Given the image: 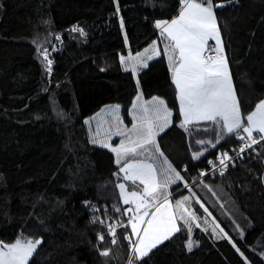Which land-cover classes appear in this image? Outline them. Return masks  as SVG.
Here are the masks:
<instances>
[{
    "label": "trees",
    "instance_id": "obj_1",
    "mask_svg": "<svg viewBox=\"0 0 264 264\" xmlns=\"http://www.w3.org/2000/svg\"><path fill=\"white\" fill-rule=\"evenodd\" d=\"M213 4H223L214 11L247 116L264 99V0ZM179 7L178 0H0V241L41 240L29 264H128L129 205L117 187L123 177L113 152L90 141L85 120L119 104L129 121L136 79L145 99L161 97L172 111L171 125L156 140L183 177L171 187L173 196H189L200 217L207 208L228 238L199 228L189 237L178 221L181 231L141 260L132 257L133 264H264V145L223 176L201 178L209 160L235 146L233 134L217 143L220 129L212 122L180 127L163 56L136 76L119 60L149 45L156 21L171 20ZM74 26L85 35L71 31ZM38 46L48 50L50 73ZM196 152L203 155L193 159ZM103 250L109 256H101Z\"/></svg>",
    "mask_w": 264,
    "mask_h": 264
},
{
    "label": "snow or ice",
    "instance_id": "obj_2",
    "mask_svg": "<svg viewBox=\"0 0 264 264\" xmlns=\"http://www.w3.org/2000/svg\"><path fill=\"white\" fill-rule=\"evenodd\" d=\"M178 2L180 7L176 17L170 21H157L155 27L160 29L161 36L166 37L170 42L165 47V55L168 58L171 79L179 100V112L182 117L180 127L187 129L194 122H212L220 129L217 134V143L226 134H235L238 139L245 142L237 152L239 155L247 148L264 141V99L255 105L254 111L246 117L242 116L214 11V7L222 5L214 6L213 0H178ZM117 12H119L118 5ZM121 27H123V20H121ZM71 31L85 35L83 29L77 26H74ZM56 38L60 39L59 36ZM210 41H214V44H210ZM37 52L43 57L46 70L50 73L52 60L48 58V50L38 46ZM154 55H160L155 42L144 52H137L134 56L129 53L127 57L121 55L119 60L125 71L131 70L135 74L138 67L146 68L147 61L153 59ZM139 100L138 96L137 101ZM132 107L134 122L130 129L124 127L118 115L119 106H113L111 115L114 123L106 137L92 139V143L109 148L115 154V163L120 166L119 173H123V179L137 186L135 190L128 191L124 183L117 185L123 204L135 206L134 209L126 210L132 213L128 224L132 234L137 237L136 241H132L129 236L124 237L129 240L131 248L128 264H133L132 257L141 260L148 256L158 244L181 231L177 224V212H179V219L187 228L189 237L192 233L191 224L198 219L195 212L188 211L186 207L189 196L176 200L175 210H173L168 187L183 180V177L166 158L162 160L159 172L155 163L157 155L164 157L156 137L171 123L172 111L168 109L164 100L157 97H153L147 104L134 103ZM113 135L124 137V139H121L117 146H112L108 141ZM96 137H99V131ZM197 143L205 142L197 141ZM215 146V144L212 145V147ZM145 153L147 159H134ZM201 155H203L202 152L193 153V159H199ZM148 159L153 162H148ZM218 159L219 163L226 168V161H230L232 157L225 152ZM208 163L212 165L213 161L209 160ZM185 187L189 186L185 184ZM189 191L191 192L190 188ZM192 195L195 194L192 193ZM201 207L204 205L201 204ZM150 209L154 210L150 212ZM116 211L119 212L120 209L117 208ZM204 211L207 212L208 209L204 208ZM146 217L148 219H145ZM196 226L199 227V224ZM108 228L113 237L112 243L115 244L117 242L116 225H109ZM213 231L215 232V228ZM223 238H228L227 233ZM104 239V234H98L100 242ZM41 242L39 239L25 238H17L13 243L0 242V264H29L30 258ZM193 243L189 239L187 245L189 251L192 250ZM237 251L239 252V248ZM100 255L109 256V250L101 251Z\"/></svg>",
    "mask_w": 264,
    "mask_h": 264
},
{
    "label": "rangeland",
    "instance_id": "obj_3",
    "mask_svg": "<svg viewBox=\"0 0 264 264\" xmlns=\"http://www.w3.org/2000/svg\"><path fill=\"white\" fill-rule=\"evenodd\" d=\"M157 21H160V20H157ZM153 42H155L156 47H157L158 51L160 52V54L163 53L164 56L166 57V60L168 61L167 55H165V47L170 42L167 40V38L166 37H162L161 34L159 33L158 37H156L153 41H151L150 45L147 48H150L153 45ZM145 49L146 48H144V50ZM144 50L143 51L141 50L139 52H144ZM129 53H131L134 56V55H136L137 52L132 53L131 51H127V56H128ZM155 57H159V55L158 56L154 55L153 58H155ZM134 75L136 76L137 75V72ZM136 81H137L138 92H137L136 100L134 101V103H136L138 105L139 104H147L148 102H150L152 100V98L147 100V99H145L143 97L142 90H141V87H140V83H139L138 79H136ZM138 96L140 97V100L139 101H137V97ZM157 98L164 100L161 97H157ZM165 104L167 105L166 101H165ZM117 105L119 106V113H118V115L120 116L121 120L123 121L124 127L128 128V129H130L132 127V123L134 122L133 121V107H132L133 105L130 106V108L128 110V118H129V121H127L124 118V116L122 115L121 105H119V104H108V105H105L101 109H99L96 113H94L90 117L86 118V120H85L86 125L88 127L89 137H90V141L91 142H92V139L94 137L95 138H98V139H104L106 137L108 131L111 128V125L114 123L113 116L111 115V108L113 106H117ZM168 109H169V107H168ZM171 119H172V117H171ZM111 130L114 131V129H111ZM97 131H99V137H96ZM121 139H124V137H120V136L113 135L112 138H111V140H109L108 142L112 146H117L119 144V142H120ZM95 145L101 146L98 143L95 144ZM114 156H115V154H114ZM164 158H166V157L164 156V157L161 158V157H158V155H157V159H156L155 163H156V167L158 169V172L160 170V164H161V162H162V160ZM134 159H137V160H145V159H147V154L145 153L142 156H136V157H134ZM148 162H153V161L151 159H148ZM121 174H122V177H123V173H121ZM120 183H124L126 185V188H127L128 191L135 190L136 187H137L136 185H133L131 181H125L124 179ZM137 184H138V182H137ZM172 186H173V184L169 185V187H168V193H169L170 203L173 206V210H175V202H176V200L183 199V197H177V196L171 195L172 194V189H171ZM140 187H142V186H140ZM119 193H120V189H119ZM190 200L191 199L189 198V203L186 205V207H187L188 211L195 212V211H193V208L191 206ZM128 208H133L134 209L135 206L134 205H129ZM153 210L154 209H150L149 211L151 212ZM195 214L198 217V219L196 221L192 222V224H191L192 230L195 229V228H199L200 230H202L204 232H207L208 234H210L211 236H213L215 239L223 238L224 237V234H225L224 230H223V232H221L222 227L212 217V215H209L208 212H204V214H203L202 217H200L196 212H195ZM127 215H128V221H129V217L132 215V213H128L127 212ZM145 219H148V217H146ZM177 220L183 222L182 220L179 219V212H177ZM177 224H178V222H177ZM197 224H199V227L196 226ZM217 225L219 227H216ZM129 227H130V225H129ZM214 228H215V232L213 231ZM130 229H131V227H130ZM131 240L132 241H136L137 240V237L135 235H133L132 232H131ZM158 245H160V244H158Z\"/></svg>",
    "mask_w": 264,
    "mask_h": 264
},
{
    "label": "built area",
    "instance_id": "obj_4",
    "mask_svg": "<svg viewBox=\"0 0 264 264\" xmlns=\"http://www.w3.org/2000/svg\"><path fill=\"white\" fill-rule=\"evenodd\" d=\"M241 134L244 135L243 133ZM233 139L235 141V146L231 148L230 151H225L228 154V156L232 157L230 161H226L227 167L224 168L219 163L218 157L221 156L222 154L221 153L215 160H213L212 165L208 164L207 168L201 172L204 173V175H201V178L205 176H213V177L223 176L225 173H227L230 169L234 168L236 165L241 164L243 161L249 159L250 157H254V155L258 152L259 148L264 145V141H261L259 144L253 145L251 148H247L245 152H242L239 155H237V152L244 145L245 142L238 139V137L235 134H233ZM221 170H223V174H221ZM111 225H113V223H111Z\"/></svg>",
    "mask_w": 264,
    "mask_h": 264
},
{
    "label": "crops",
    "instance_id": "obj_5",
    "mask_svg": "<svg viewBox=\"0 0 264 264\" xmlns=\"http://www.w3.org/2000/svg\"><path fill=\"white\" fill-rule=\"evenodd\" d=\"M222 6H223V4H222ZM176 17V16H175ZM174 17V18H175ZM173 19V18H172ZM168 21H170V20H168ZM157 32H158V34H157V37H158V35H159V33H160V29H158L157 28ZM222 40V39H221ZM210 44H214V41H210ZM149 45H150V43H149ZM149 45H147L146 47H144V48H147ZM144 48L142 49V51L144 50ZM141 51V50H140ZM139 52V51H138ZM124 56L125 57H127V54H124ZM160 56H163L165 59H166V57L164 56V54L163 53H161L160 55H159V57ZM156 58H158V57H155V58H153V59H156ZM153 59H151V60H153ZM151 60H148L147 61V63L149 62V61H151ZM167 61V60H166ZM167 63H168V61H167ZM121 66H122V68H123V70H124V66L121 64ZM168 66H169V63H168ZM141 69H143V68H141V67H138L137 68V74L141 71ZM169 70H170V67H169ZM129 71H131V70H129ZM170 73H171V71H170ZM232 83H233V79H232ZM233 87H234V85H233ZM235 90V89H234ZM153 98V97H152ZM151 99V98H150ZM178 99V98H177ZM136 100V96H135V98H134V100H133V103H134V101ZM148 100V99H147ZM133 103H132V105H133ZM131 105V106H132ZM178 105H179V100H178ZM255 110V109H254ZM253 110V111H254ZM243 116V115H242ZM243 117H246V116H243ZM180 118H181V120H180V123H181V121H182V117L180 116ZM203 122H206V121H200V122H194L193 124H199V123H203ZM171 123H172V119H171ZM171 123L169 124V126L171 125ZM192 125V124H191ZM168 126V127H169ZM166 129H167V127H166ZM254 135H256L255 133H254ZM114 158H115V156H114ZM117 165V164H116ZM118 166V165H117ZM174 185V184H173ZM171 195H173V194H171ZM170 195V196H171ZM177 222H178V220H177ZM0 242H2V241H0ZM15 242V241H14ZM4 243V242H3ZM13 243V242H12Z\"/></svg>",
    "mask_w": 264,
    "mask_h": 264
},
{
    "label": "water",
    "instance_id": "obj_6",
    "mask_svg": "<svg viewBox=\"0 0 264 264\" xmlns=\"http://www.w3.org/2000/svg\"><path fill=\"white\" fill-rule=\"evenodd\" d=\"M217 5H222V4H217ZM222 7V6H221ZM221 7H216L217 9H220Z\"/></svg>",
    "mask_w": 264,
    "mask_h": 264
}]
</instances>
